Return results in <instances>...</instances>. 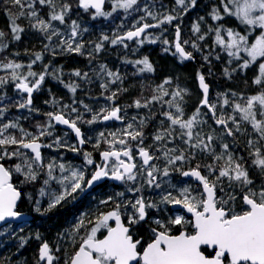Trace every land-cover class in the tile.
I'll list each match as a JSON object with an SVG mask.
<instances>
[{
  "label": "snow or ice",
  "instance_id": "1",
  "mask_svg": "<svg viewBox=\"0 0 264 264\" xmlns=\"http://www.w3.org/2000/svg\"><path fill=\"white\" fill-rule=\"evenodd\" d=\"M14 6L21 9L20 16L27 15L30 19H34L35 23L31 27L39 30L45 34V38L52 41L55 37H59V44L57 47L61 51L69 53H78L83 55L82 49L85 47L84 43L77 42V38L81 35L77 21L72 20L70 24V31L65 33L52 24V21H59L60 24H65V19L71 9V5L64 3L60 6V11L55 10V0H38L39 5H48L51 8L49 18L47 20L39 17L36 9L28 0H12ZM196 0H191L194 5ZM177 5L183 6V11L187 12L189 5L185 0H175ZM105 0H78V6L85 11L94 9L95 16H106L111 13L102 11V6ZM138 4V0H112L113 11L117 9H124L127 12L133 9ZM223 8V14L234 16L239 22L246 26L245 34H241L234 29H223V26H218L210 31L215 32V44L221 47V51L227 53L229 57L228 63H232V58L242 60L238 64L240 69L248 68L254 61L259 64V75L255 77L253 83L261 84L264 82V62H259L258 58H264V0H220ZM175 10V9H174ZM145 16L140 17V21H144L145 17H152L156 21L155 24L137 22L133 25V29L125 32L123 35H116L111 39L112 45L124 44L125 40L136 42L140 45L147 42L155 43L150 36L142 34L146 33L149 28H158L164 23H171L177 16L165 14L162 18L158 17L147 6L143 9ZM211 17L213 20H221L222 15L217 8L212 9ZM203 20V17L200 18ZM255 29L258 35H255L254 40L251 38V31ZM23 31L15 23V18H12V33L13 38L20 39V33ZM86 31V30H85ZM193 33L200 32L199 23H194L192 26ZM223 32H226L227 39L225 40ZM176 38L174 47L176 53L182 60L192 59V53L187 52L180 42L181 29L177 25L175 29ZM4 36L0 32V38ZM204 35H199L198 39L203 40ZM107 35H102L100 42L95 43L94 51L100 52L104 47V42L108 41ZM168 44V40L163 41ZM185 44L188 41H184ZM6 47V45H4ZM127 47V45H125ZM193 48H197L195 42L192 43ZM50 45H45V50H49ZM167 50V49H166ZM247 54V59L240 56V53ZM55 55V52H53ZM91 55V53L89 54ZM34 60L27 65L28 71L25 74L19 72L22 67L20 63L8 61L7 63H0V68L10 70L9 74L0 77V85H5L9 79L15 82V89L20 93H26L27 98H21L16 103L18 109L30 108L32 105V96L34 90H38L43 81L48 75L49 65H44V71L37 73L32 70V65L42 59V54L34 53ZM209 57L205 56L207 60ZM219 59V55L216 57ZM126 63H134L136 65H143L139 68L140 72H151L152 65L149 63L147 57L136 61H125ZM106 66L101 65V70L104 71ZM235 71V69H232ZM225 75H229V70H224ZM105 74L111 78L109 82L120 80L121 77L118 72L106 71ZM72 75L83 79L88 78L87 73H81L75 70ZM99 75V74H98ZM30 77H36L34 82H30ZM59 79V76H55ZM199 85L203 91V98L193 113L187 118H184V110L180 103L175 99L165 101L170 108H175V112L166 111L162 115L166 117L169 122L168 128L158 129L153 136V140L157 143L167 140L169 143L175 140H181L186 149L189 150L186 154L185 149H178L176 147L157 148L164 158L166 165L161 171L154 160L160 157L153 155L148 148L143 146V131L137 130L133 123L129 122L127 125L118 129L116 132H110L107 135L100 132L96 137L95 148H100L101 144H106L108 147L99 152L101 163L97 164L92 159V154L84 153V169L87 166L95 165V170L91 177L88 178L85 170L77 168L72 165L66 166L64 163L50 161L47 165V177L44 184L48 185L50 180H57L62 191L59 194L45 192L44 188L39 190V195L44 197L49 196L48 207L43 211H50L59 205L62 201L76 198V194L86 191L91 188L95 182L102 179H112L123 183L126 186V191L133 193H141L144 187L160 189L161 183L158 181V174L167 177L171 170L178 171L183 177H192L202 186L195 189L196 194H193V189L190 186H185L179 189L178 197L173 196L171 192L162 195L161 203L182 206L187 213L191 214L192 220L188 221L184 215H176L174 219H169L167 223L160 219L154 220L157 225L156 228L151 229L152 239L143 247L142 252L139 246L142 241L134 239L131 234V226L139 224L144 221L147 215V209L155 208L157 205L151 201L145 200L143 195H137L135 200H125L123 203H115V207L107 212L99 213L94 221L89 220L85 214H81L77 223L73 226L72 232L75 234L80 229L85 230V234L81 237L79 247L74 251L65 264H264V185H261L259 190H255L250 185L253 181L249 178L247 169L234 158L233 154L228 151L229 144L220 143L221 152L217 154L214 148V141L218 137L212 134H203L196 131L199 124L207 121L201 118V107L208 109L212 114V118L216 125H221L227 136H233L234 131H241L242 122L251 124L252 129L259 134V139L264 140V119H257V109L260 117H264V92L257 95H251L245 98V103L232 102L234 113L239 115V120L234 115H228L225 118L223 115L217 116V103L209 102V86L205 83L203 75L198 74ZM170 81L165 80L164 84L157 86L154 91L160 92V95H153L150 100L143 103L137 99L134 101L136 108L148 107L153 101H160L164 95L168 93L164 89V85ZM73 93L79 87L78 84L71 83L65 85ZM101 87L108 88L107 83H102ZM126 91V89H124ZM186 90L179 89L173 91L171 95L176 98H183L182 93ZM117 93L112 92L106 97L109 101L115 100ZM223 97L222 108L228 105L230 101L225 94L220 93ZM235 97L236 93H232ZM6 97L0 96V101ZM48 103V101H45ZM55 104L56 100L53 99ZM69 105H64V109H68ZM86 111H91L87 105H84ZM7 107H0V116H4ZM72 113H77L75 119L66 117L64 110L58 112H47L46 124H37V133L34 134L23 128L18 121H9L8 123L0 124V161L11 159L13 157L20 160L19 163L11 167H6L4 163H0V222H7L9 219L18 218L21 214L16 211L17 201L21 193L10 182L12 172L21 173L24 176V181H35L37 179L36 169L44 170L43 157L41 153L42 147H53V144H42L40 142L42 137L52 136L49 129L53 126V122L60 125H65L75 134L80 145L86 143L83 137L81 128L78 122L86 124H94L98 121L118 120L123 121L124 117L120 115L121 108L119 106H112L110 108L103 107L99 112H94L91 119L84 120L83 114L78 112L76 107H71ZM133 120L136 117L132 118ZM231 121L234 127H229L228 122ZM145 121L141 118L140 123ZM163 124V121L161 122ZM177 128L179 131H177ZM10 129L18 130L19 136L11 134ZM133 145L132 142H137ZM62 147H68L72 152H78L80 149L75 145H65L60 137L53 142ZM254 142L250 139L249 145ZM9 146H15L12 151H9ZM29 150L31 156L28 152ZM135 150L139 157L140 163L136 162V157L133 156ZM197 150L201 153L210 155L214 161L211 164L197 163L195 167L188 170L177 168V162H183L190 159H195ZM177 151L179 154H176ZM227 159L223 165H218L220 160ZM249 155L254 156L253 164L259 167L264 173V154L261 153L260 148H256L254 152ZM171 166V168H170ZM59 168L63 174L59 178L53 176V170ZM205 169L207 175L202 174L201 169ZM67 173V174H64ZM211 177V179H210ZM140 179L144 180L143 184H138ZM227 179L228 184L224 181ZM131 182V184L129 183ZM238 187L242 193V211H236L230 205L237 200L235 192H228L226 188ZM217 192L221 195H217ZM116 197L123 198L124 192H117ZM114 201V197L109 196L107 199L100 201V204L107 205ZM37 212H41L40 200L35 201ZM131 206L133 211L131 213L122 212V208L126 209ZM122 215H127L128 226L122 221ZM110 221L115 222V226L110 225ZM174 225L184 228L190 225L191 231L182 230L179 234H172L171 227ZM101 229L106 230V235L103 238H98L97 233ZM6 231V229H5ZM39 239V236L37 235ZM75 242V241H74ZM201 246H206L214 253L213 255H205L201 250ZM56 258L51 253L50 246L44 242L39 247V261H47V264H54ZM38 261V264H39Z\"/></svg>",
  "mask_w": 264,
  "mask_h": 264
},
{
  "label": "rangeland",
  "instance_id": "2",
  "mask_svg": "<svg viewBox=\"0 0 264 264\" xmlns=\"http://www.w3.org/2000/svg\"><path fill=\"white\" fill-rule=\"evenodd\" d=\"M10 1L12 2V0ZM210 1L213 5L212 9L214 7L219 9L222 15V19L218 21L213 20L211 17L212 9L204 8L205 13H202L201 16H199L197 19L193 21V24L199 23L201 35H204L205 37L204 39L208 40L211 44L216 45L215 44V32L210 31V29H215L216 27L221 26V25L223 26V29L231 28V29H234L235 31L240 32L241 34H245L246 32L245 25L241 24L239 20H237L234 16L223 14V8H222V5L220 4V0H210ZM28 2L30 1L28 0ZM64 3H68L70 5V3L67 0H55V10L59 12L60 6ZM139 3H142V6L138 9L139 10L137 11L138 13L137 12L130 13L126 16V18L130 19L131 15L133 14V17L130 19L131 21L129 24H127L121 30L119 28H114V29L109 30L108 28H104L102 26L100 30H95L99 33H97V36H95L94 42H92V40L87 36L88 32H92V29L90 28L89 24L85 23L86 25L80 26L79 25L80 21L77 19V17H75V15H70V11L68 12L66 16L65 24H60L59 21H52V24L55 27L59 28L61 31L67 33L70 31L69 26L71 24V21L72 20L77 21V24L79 25V31L81 32V35L77 38V42L82 41L84 45L88 44L85 49L86 52L89 54L90 53L95 54L97 56V59L99 60L101 59V56H102L101 53L103 50L106 49L110 51V48L112 46L110 41L116 35H121L128 30H132L133 25L136 24L137 22H140V23L155 22L156 23V21L152 19V17H145V18H148V22L140 21V17L145 16V13L143 11L145 6H147L150 11H152L154 14H156L160 18H162L163 15L165 14H171L173 16H177V19H175L171 23H164L160 27L155 28L144 34V35L150 36L153 40H155L156 41L155 43L146 41L144 44L140 45L136 42V40L125 41L121 52L124 57H127L128 59H132V61L140 60V59L147 57L149 60V63L152 66L155 63H160V60L162 59L165 65V68L163 71L160 72V78L158 79L159 82L156 81L157 82L156 86L164 84V81L166 79L170 81L168 84L164 85V89L168 94L164 95L163 99L159 101V104L162 103L163 105L162 113L166 111L175 112V108H170L169 105L165 103V101L175 99L177 103H180L185 113L184 118L187 119L193 113L196 107L199 105L200 100L202 99V93L199 90L197 82H196V78L198 77V74L201 75V73L199 72V70L197 69L195 65L193 64L185 65L184 60H182L179 57V55L176 53L174 49V42L176 38L175 29L177 26V20L179 17H182L186 12L183 11V6L177 5L175 3V0H155L154 2H148V0H138V4ZM185 3L189 5L187 12L192 11V9L195 7V4H196L195 2V4L192 5L191 0H185ZM110 9H113L112 0H110ZM46 10H47L46 15H43L41 12H39L36 9L38 16L42 17L45 20L49 18V13L51 11L50 6H48ZM16 11L19 13L21 9L16 6ZM201 17H203V20L200 19ZM20 19L21 21H23L24 25H26L27 27H29L32 23H35V20L30 19L27 15L20 16ZM0 21H2V23L4 22L5 24L9 26H12L10 19H8V23H7L6 19H3V16L1 17ZM258 34H259L258 31H256L255 29H253L250 33L251 38L253 40L255 38V35H258ZM102 35H107L109 37V40L104 42V47L102 48L100 52H95L94 45L95 43L100 42ZM144 35H142L141 38H143ZM223 36L226 40L227 39L226 32H223ZM165 39L169 41L168 44H165L163 42ZM53 40L55 41L56 45L59 44V37H55ZM128 42H132V43L128 44ZM125 45H127V47H125ZM156 45H159V48L162 49V53H158L154 51L153 55L148 56L146 51L152 52L153 48ZM216 46L220 48L219 45H216ZM240 54H242L243 56H245V58H247L246 53L241 52ZM258 61L264 62V58H258ZM98 64H99L98 66L97 64H94L93 65L94 67L90 69L91 70L96 69V71L99 73V76H100L99 78L101 82L107 81L109 84L110 83L109 81L111 80V78H109L106 74H103L101 70V65H103V63L99 61ZM134 65L138 68V70L140 67L143 66V65H136V64ZM248 68H249L248 75H250V81H251V78L255 79V77L259 75V71H258L259 64L258 62L254 61L252 64L249 65ZM225 77L227 78L229 76L226 75ZM208 83L210 84V82ZM210 85L211 87L214 86L215 88V92L210 93L209 102L217 103L216 115L217 116L223 115L225 118H227L228 115H234L236 119L239 120V115L234 113L233 111L232 102H239L241 104L245 103V98L253 95L251 92L250 86L245 85L241 79H239L235 83H230L229 85H223L220 82V80L215 79V81H213L212 84ZM14 86H15V83H14ZM179 89L186 90L184 93H182V96H183L182 99L180 97L174 98L171 95L173 91H176ZM220 93L225 94L226 98L230 101L228 105H224L222 108L220 107V104H222L223 97L218 95ZM232 93H236V96L234 97ZM157 95L159 96L160 92L157 91ZM103 107H108L107 99H101L98 102V109H101ZM119 107L121 108L120 115L124 117V120L123 121L115 120L110 123H104V125L100 127L93 134H88V135L84 134V139L86 140V143L84 144V146L81 147L82 152H79L80 156L78 155V152H72L66 146L62 147L60 145H56L53 143L57 139V137H60L62 142L65 145H75L76 147H78L77 141L70 135L68 131H65L61 128H58V130H56L57 127L53 125L49 129V131L52 132V136H45V137H42L40 140L42 144H53V147L51 148L42 147L41 148L43 162L45 161L43 163L45 165V168L43 171H41L40 169H36V172L37 173L38 171L40 173L42 172L41 173L42 175L41 174L39 175L38 173L37 179L33 182L30 181L32 182L31 186L34 187V190H28L26 186L23 184L24 182L22 183V181L24 180L23 174L16 173L15 171H13L14 173H16V176H17L15 183L19 186H22L19 188V191L22 195L20 196L17 202V207L18 208L20 207L21 210H17V207H16V210L30 215L31 218L29 221H23L20 223H16L18 225L15 227L11 225L12 223L6 224L4 226H5L6 232L20 235L23 241L26 240L27 243H29L30 241H33L32 243H30L31 249L29 251L26 250V252L19 255L22 257L19 258V261L17 262V264H28V261H29L28 256H34V253L38 255V247L43 242H47L49 244L51 253L56 258L54 260V264H65V261L69 259L71 255L74 253V251L78 248L79 243H80V237L85 231L84 229H80L75 234L71 231L73 226L79 220L81 214H85L89 220L94 221L95 217L99 213L106 212L107 210L113 209L115 207V203H123V201L129 200V199L135 200L137 195H143L146 202L151 201L157 205V207L155 208H149L146 210L147 215L144 221L140 222L139 224L131 226V234L133 235V238L139 239L142 241L141 245L139 246L140 251H142L143 247L146 246V244L149 243L151 239L153 238L151 229L157 227V225L154 223V220L160 219L161 221L167 223V221L170 218L174 219L176 215H184L186 220L191 221L190 216L186 215L182 210H173L172 204L161 203L162 195L166 194L167 192H171L173 196L178 197L179 189L185 186H190L194 190L193 191L194 195L196 194L195 189L201 188L199 184L194 183L191 177H183L180 174V172L174 171V170H171L169 176L167 177H163L158 174V181L161 183L160 189L144 187L141 193H133V192L126 191V186L120 182L115 187H112L111 185L102 186L98 188L95 192H93L91 195L85 198H82L80 200H78V197L80 195V193H78L76 194L75 199L68 198L62 201L59 205H57L52 210L46 211V212L43 211V209H46L48 207L49 196L46 195L44 197H41L39 195V190L41 188H44L45 192L48 193L49 195L51 193L59 194L62 191V188L60 184L58 183V179L50 180L48 185H45L43 183L45 179H48L46 165L50 161H53L52 158L55 159V162L57 163L62 162L66 166L72 165L77 168H81L85 170L86 175L89 178V176L92 174L93 170L95 169V165L87 166V168L84 169V153L85 152L91 153L92 159L95 161V163L97 164L100 163L99 157L95 156V153H94V148H95L94 145L96 144V137L98 136L100 132H104L106 135L110 132H116L118 129L124 128L129 122L133 123L137 130H140V127L143 124L145 125L147 124L148 120L146 118L149 115V111L147 107L136 108L134 106V103H132L130 107H126L123 104L119 105ZM154 109H156V107ZM162 113L160 112L159 115L154 117V120L152 121V124L150 125L151 129L147 131L148 134H146L145 137H143V146L148 148L149 145H153V147L149 149L150 152L153 155L160 157L158 160H154L151 163H155L157 167L161 169V171L166 165V159L164 158L163 154L160 151H157V148H163L166 145L167 148L176 147L178 149H185L187 152L189 151L186 149V146L184 145V143L179 139L175 140L172 143H169L167 140L157 143L153 140V136L156 134L158 129L168 128L169 122L167 121L166 117L162 115ZM201 113H202L201 118L207 122L197 125L195 130L202 132L205 135L210 133L218 137V139L214 141V148L217 154L221 152L220 143L221 142L227 143L229 144L228 151H230L233 154L234 158H237L238 161H240L242 159V156H241L242 148H243V151L250 153V152H254L256 148H260L259 146L264 145V140L259 139V134L252 129V126L250 123L242 122L241 131L239 132L234 131L233 136H227L226 133L224 132L223 126L216 125L214 123L212 114L208 112L207 108L201 107ZM133 117H136V119L133 120L132 119ZM141 118H143L145 121L143 124L140 123ZM149 119L151 120V117ZM257 119H264V117L259 116L258 109H257ZM162 121H163V124H161ZM228 126L234 127L231 121L228 122ZM177 131H179L178 128H177ZM250 139L254 142L252 145L248 144V141ZM68 150L72 152L73 155L76 154L75 156L78 157V160H74L72 158L70 160L69 157H66L65 155L67 154ZM24 151L28 152L29 156L32 155L31 153H29V151L27 150H24ZM57 151L60 152V154L57 155ZM176 154H179V152L177 151ZM133 156L136 157V162L140 163L139 157L137 156L135 150L133 151ZM197 156L198 158L199 157L201 158L200 164L202 165L214 163L210 155L206 153H201L199 152V150H197V154L195 158H197ZM206 157H207V160H205ZM252 158H254V156H252ZM226 159H227V156L225 155L224 159L216 163H218V165H223ZM13 160H14L13 161L14 163H12V165H15L16 163L20 162V160L15 157H13ZM193 163H194L193 159L186 160L183 162H177L176 167L181 168V169L183 168V170H188L191 167H195L193 166ZM245 168L249 172L248 173L249 178L253 181L250 187H252L255 190H259L260 186L264 185V182L257 180L255 177H253V172L249 170V167L246 166ZM201 171L203 174L207 175V172L205 169ZM64 174H67V173H64ZM61 175L63 174L60 172L58 167L53 170V176L59 178ZM175 177H177L178 179H175ZM36 181H37V184H36ZM15 183L12 182L14 187L18 189ZM108 183L110 184L111 182L108 181ZM129 183L131 184V182ZM143 183H144V180L140 179L139 183L133 186H139V184H143ZM224 183L225 185L228 184L227 179H225ZM226 191L235 192V194L238 197L235 203L230 205V207H234L236 211L244 210L242 206V193L240 189L238 187L226 188ZM117 192H124L125 193L124 197L123 198L116 197L115 194ZM29 193L31 194L29 195ZM217 195H221V193L217 192ZM109 196L114 197L113 202H110L107 205L100 204L101 200L107 199V197ZM36 200H40L41 212H37L35 210ZM80 204L82 205V207L79 210H77ZM67 208H69L70 210H68ZM132 211L133 209L131 208L130 205L126 209L122 208V212L131 213ZM122 217H123L125 224L128 225L127 215H122ZM45 218H49L48 220L52 224L55 225V226L53 225L52 229H47L44 231V229L37 226L36 224L37 220L45 219ZM33 219H35L36 221H33ZM55 220H58L60 224L59 223L57 224V222L55 224ZM110 225L112 226V223H110ZM181 230H187L190 232L191 227L190 225H186L184 228L178 225H174L171 227V233L172 232L177 233ZM105 232L106 230L101 229L100 232L97 233V237L98 238L102 237L105 234ZM37 235L39 236V239L37 238ZM34 243L37 245L33 246ZM6 250H8L9 253L13 255H17L18 253L17 249L13 248L12 246H8ZM36 264H38V257H37ZM39 264H44V262H39Z\"/></svg>",
  "mask_w": 264,
  "mask_h": 264
},
{
  "label": "trees",
  "instance_id": "3",
  "mask_svg": "<svg viewBox=\"0 0 264 264\" xmlns=\"http://www.w3.org/2000/svg\"><path fill=\"white\" fill-rule=\"evenodd\" d=\"M29 1L33 4L34 8H36L43 15H46V11H47L46 8H48V5H39L38 0H29ZM67 1L71 5L70 15H75V17H77V19L80 21L79 25L83 26L86 25L85 23L89 24L90 28L92 29V32H88L87 36L92 40V42H94L95 36H97V33H99L95 30H100L102 26L104 28H108L109 30L114 28H119L120 30L123 29L127 24L130 23L131 21L130 19L133 17V14L131 15L130 19L126 18V16L130 13H135L139 11L138 9L142 6V3H139L136 6H134L133 9H129L127 12H125L124 9H117L116 11H113V9H110V0H107L104 7L102 8V11H104L105 13H111V15L94 17L93 14L95 10L89 9L85 11L84 9L78 6V0H67ZM154 1L155 0H151V1L148 0V2H154ZM212 7L213 5L210 0H197L195 7L192 9V11L186 12L182 17H179L177 20V25H179L181 29L180 42L187 52L192 53V57H193V60L184 61V64L195 65L199 70V72L201 73V75H203L204 78H206V80L210 82V84H212V82L215 81V79L220 80V82L223 85H229L230 83H235L239 79H241L245 85L250 86L253 95H257L260 94L261 92H264V82H262L261 84L253 83L254 78H251L250 81V75H248L249 68L240 69L238 67V64L242 63V60L238 58L236 59L232 58V63L229 64L228 63L229 57L224 51H221V47L219 48L218 46L211 44L206 39L199 40L198 36L201 35V31L199 33H193L192 31L193 21L197 19L199 16H201L202 13H205L204 8L212 9ZM2 16L3 19H6L7 23H8V19H10V22L12 23V18L14 17L15 23H17L18 26L23 29V31L20 33V39L16 40L13 38L12 26H9L4 22L2 23V21H0V32L4 33V36L0 38V63H7L8 61L20 63L24 67H22L20 69L21 71L19 70V72L26 75L28 71L27 65L34 60L35 58L34 53L39 52L42 54V59L32 65V70L37 73H40L44 71V65H49L48 68L49 74L46 75V78L43 81L40 88L38 90H34L32 96V105L30 106V108H26V109H18L15 106L16 103L20 101L22 97L25 99L27 98L26 93H20L18 90L14 89L15 82L9 79V82L7 84L0 85V96L6 97V99L0 101V107H7V111L5 112L4 116H0V124L8 123L9 121H18V123L23 128L36 134L37 133L36 125L47 123V117L45 115V113L47 112H58L63 109L66 117L75 119L77 113H72L71 107H76L78 109V112L83 114V119L87 120V119H91V116L94 112L100 111V109H98V102L101 99H106V97L110 95L112 92H116L117 95L115 100L109 101L107 99L109 108L112 106H119L122 104L126 107H130L132 103H134V101H136L137 99H139L143 103L146 100H150L153 95H157V91H154V89L157 88L156 84L158 82V78H160V72L163 71L165 68L162 59L160 60V63H155L152 66L153 70L151 72L145 71L142 73L133 63L125 62V61H132V59H128L127 57H124L122 55L121 50L123 49L124 46L123 44L112 45L110 51L106 49L103 50L101 53L102 54L101 59L98 60L95 54L89 55V53L86 52L85 49L88 44L87 45L85 44V47L82 49L83 55L78 53H69L66 51H61V49L57 47V45L55 44L54 40L52 41L47 40L45 38L44 33L40 32L37 29L32 28L31 25L29 27L24 25L23 21H21L20 19L19 13L16 11V6H14V4L10 2V0L8 1L0 0V19ZM144 21L148 22V18H145ZM184 41H188V43L185 44ZM193 42L196 43L197 48L192 47ZM130 43L132 42H128V44ZM4 45H6V47ZM45 45H50L49 50L47 51L45 50ZM154 51L158 53H162V49L159 48V45H156L153 48L152 52L146 51V53L148 56H151L153 55ZM6 52H8V54ZM53 52H55V55H53ZM58 53L61 55V57L60 55L57 56ZM217 55H219L220 57L219 59L216 58ZM205 56H208L209 58L205 60L204 59ZM240 56L245 58V56H243L242 54H240ZM61 58H63L66 61L64 62V60H62ZM58 60L60 61L58 62ZM99 61H101V63H103L104 66H106L105 70L102 71L103 74H105L106 71L118 72L121 79L115 82H110L109 84L107 81L101 82L99 78L100 76L98 75L99 73L96 71V69L94 70L90 69L94 67L93 66L94 64H97L98 66ZM69 66H71V68H69ZM226 68L229 70V75H228L229 77L227 78L225 77L226 75L224 72ZM232 69H235V71H232ZM75 70H79L82 74L83 72L87 73L88 78L83 79L72 75V73ZM133 71L134 73H132ZM9 72L10 70H5L0 68V77L8 75ZM65 73H69L67 74V77ZM147 73L148 75H146ZM57 75L59 76V79L55 78V76ZM134 75L136 76V78ZM35 79L36 77L29 78L30 82H34ZM135 82L137 83L135 84ZM71 83H75L79 85L78 87L79 89L77 88V90L74 93L70 91L69 88L65 87V85ZM102 83H107L108 88L107 89L102 88L101 87ZM91 84L93 85V88L95 90L92 89ZM89 86L91 87V89H89L90 88ZM85 89L87 91H85ZM88 89L90 92L88 91ZM124 89H126V91H124ZM62 91L64 92V94H62L63 93ZM211 92H215L214 86L211 87ZM53 99L56 100L55 104L52 103ZM45 101H48V103H45ZM64 105H69L71 107H69L68 109H64ZM84 105H87L88 108L91 109V111L90 112L86 111ZM155 107L156 109H154ZM147 109L149 111V115L146 118L148 122L146 125L143 124L140 127V130L143 131V137H145L144 135L147 134V131H149V129L151 128L150 124H152V121L154 120L153 118L157 116V114L159 115V112L163 111V105L162 103L159 104V101H153L152 103L149 104ZM150 117L151 120L149 119ZM103 125L104 123H102L101 121H98L91 125L83 122H78V126L81 128V131L83 132V136L84 134L85 135L93 134ZM56 130H58V128ZM9 132L17 136L20 135L18 130L15 129H10ZM132 143L133 145H135L136 143H138V141ZM14 147L15 146H9L8 150L12 151ZM107 147L108 146L106 144L102 143L100 148L98 149L94 148L95 156H99V152L105 150ZM79 149L80 151H78V155L80 156L79 152H82V150L81 148ZM260 149H261V153L264 154L263 145L260 146ZM58 154H60V152L57 151V155ZM75 155L76 154L73 155L68 150L65 156L72 158L74 160H78V157H76ZM241 155L243 157L238 162L243 164L244 167L246 166L249 167V170L252 171L254 174L253 177L257 176L256 178L257 180L264 182V173H262L259 167L253 164V160L255 159V157L252 158V156L249 155L248 152L243 151V148L241 151ZM193 160H194L193 166H195L196 163L198 162L201 163L200 162L201 160L198 157ZM13 161H14L13 158L11 159L6 158L5 160L0 162L4 163L6 167H11L13 166L12 165V163H14ZM201 170H203V168ZM12 173H13L12 179L13 182L15 183L16 173L15 175L14 172ZM23 184L26 186L27 189L34 190V187L31 186L32 182L26 181ZM15 185L17 184L15 183ZM106 185L107 186L111 185L112 187L116 186V184L114 183L109 184L108 182H105L98 188ZM18 188H20V186ZM98 188L92 190L90 193H88L87 196L91 195ZM81 207L82 205L80 204L77 210H79ZM67 209L70 210L69 208ZM17 210H21L20 207L19 208L17 207ZM48 219L49 218L37 220L36 223L37 226H39L44 230L51 229L54 224H52ZM33 221L36 220L33 219ZM55 222H57V224L58 223L60 224L58 220H55ZM11 225L15 227L18 224L12 223ZM84 232L82 236L85 234ZM31 242L32 241L27 243L26 240L23 241L21 236L18 234L6 232L5 226L0 227V264H17L19 258L22 257L19 255L26 252V250H28L27 245L30 244ZM36 245L37 244H33V246ZM8 246H12L13 248L17 249L18 251L17 255H13L9 253V251L6 250ZM29 248L31 249L30 245ZM36 256H37L36 253H34V256H28L29 257L28 264H36L37 263Z\"/></svg>",
  "mask_w": 264,
  "mask_h": 264
},
{
  "label": "water",
  "instance_id": "4",
  "mask_svg": "<svg viewBox=\"0 0 264 264\" xmlns=\"http://www.w3.org/2000/svg\"><path fill=\"white\" fill-rule=\"evenodd\" d=\"M105 2H106V0H105ZM104 6V5H103ZM102 6V7H103ZM149 24H155V23H149ZM152 29H154V28H149V29H147L146 30V32H148V31H150V30H152ZM145 34V33H144ZM121 35H123V34H121ZM143 35V34H142ZM135 40V39H134ZM125 41H127V40H125ZM191 60H193V57H192V59H185V61H191ZM196 82H197V85H198V88H199V90L201 91V93H202V98H203V91H202V89L200 88V85H199V79H198V77H197V79H196ZM205 83L209 86V98H210V92H211V86H210V84L205 80ZM111 121H114V120H110V121H102L101 120V122H106V123H109V122H111ZM54 123V125L55 126H58V127H60V128H62V129H65V130H68V131H71V129H69L67 126H65V125H60V124H58V123H56V122H53ZM72 132V131H71ZM72 134H73V137L77 140V138L75 137V134L72 132ZM83 134V133H82ZM80 145V144H79ZM29 151V150H28ZM30 152V151H29ZM31 153V152H30ZM99 158H100V160H101V157H100V155H99ZM90 177H91V175H90ZM89 177V178H90ZM107 178H105V179H102V180H100V181H97V182H95L94 183V185L91 187V188H88L86 191H84V192H82L81 194H80V196H79V198H82V197H84L90 190H92V189H94V188H96V187H98L100 184H102L105 180H106ZM112 180V179H111ZM192 180L194 181V183H196V184H199V182L198 181H196L194 178H192ZM114 183H119L118 181H115V180H112ZM10 182H11V180H10ZM200 185V184H199ZM201 186V185H200ZM201 189H202V186H201ZM19 191V190H18ZM19 200V199H18ZM18 202V201H17ZM172 209H174V210H176V209H182V210H184L183 208H182V206H179V205H172ZM107 211H109V210H107ZM106 211V212H107ZM185 211V213H186V215H189V216H191V214L190 213H187L186 212V210H184ZM21 215L18 217V218H15V219H9L6 223L5 222H0V227L1 226H3V225H5V224H7V223H10V222H23V221H29L30 220V218H31V216L30 215H28V214H26V213H24V212H19ZM122 221H123V218H122ZM111 223H113V227L115 226V222L114 221H110ZM109 222V223H110ZM124 222V221H123ZM126 226H128L127 224H125ZM177 234H179V233H177ZM104 235H106V233L104 234ZM174 235H176V234H174ZM100 238H103V236L102 237H100ZM151 242V241H150ZM44 243V242H43ZM43 243H41V244H43ZM41 244H40V246H41ZM147 245V244H146ZM39 246V247H40ZM39 247H38V260H39ZM79 247V246H78ZM201 247H206V246H201ZM207 248V247H206ZM78 249V248H77ZM202 250V249H201ZM209 250H211V249H209ZM203 251V250H202ZM142 252V251H141ZM205 254V253H204ZM214 254V253H213ZM206 255V254H205ZM40 262H44V264H47V261H40Z\"/></svg>",
  "mask_w": 264,
  "mask_h": 264
},
{
  "label": "bare ground",
  "instance_id": "5",
  "mask_svg": "<svg viewBox=\"0 0 264 264\" xmlns=\"http://www.w3.org/2000/svg\"><path fill=\"white\" fill-rule=\"evenodd\" d=\"M7 1H8V0H7ZM10 2H11V1H10ZM12 6H13V5H12ZM14 8H15V7H14ZM29 42H31V41H29ZM40 42H41V41H40ZM43 43H44V42H43ZM35 45H36V44H35ZM38 45H39V44H38ZM34 47H35V46H34ZM28 48H30V47H28ZM31 48H32V47H31ZM27 50H28V49H27ZM30 52H31V51H30ZM30 52H29V53H30ZM57 52H58V51H57ZM6 53L8 54V52H6ZM27 53H28V52H27ZM56 55H57V54H56ZM59 55H60V54L58 53L57 56H59ZM60 57H61V55H60ZM201 57H202V56H201ZM12 59H13V58H12ZM61 59L64 60L63 58H61ZM65 59H66V58H65ZM69 59H70V58H69ZM62 60H61V61H62ZM67 60H68V59H67ZM59 61H60V60H58V62H59ZM65 61H66V60H64V62H65ZM74 61H75V60H74ZM69 63H70V62H69ZM77 63H78V62H77ZM82 64H83V63H82ZM74 65H75V64H74ZM76 66H77V65H76ZM126 66H127V65H126ZM72 67H73V66H72ZM80 67H81V66H80ZM69 68H71V66H69ZM69 68H68V69H69ZM76 68H77V67H76ZM119 68H120V67H119ZM62 69H63V67H62ZM122 69H123V68H122ZM129 69H130V68H129ZM129 69H127V70H129ZM134 69H135V68H134ZM160 69H161V68H160ZM64 70H67V69H64ZM127 70H126V72H127ZM132 70H133V68H132ZM122 71H123V70H122ZM205 71H206V70H205ZM129 72H130V71H129ZM60 73H61V72H60ZM83 73H84V72H83ZM132 73H134V71H133ZM142 73H143V72H142ZM65 74H66V77H67V74H69V73H65ZM138 74H139V73H138ZM149 74H151V73H149ZM124 75H125V74H124ZM136 75H137V74H136ZM146 75H148V73H147ZM57 76H58V75H57ZM134 76H135V75H134ZM130 77H131V76H130ZM130 77H129V78H130ZM72 78H73V77H72ZM135 78H136V76H135ZM149 78H150V77H149ZM94 79H95V78H94ZM130 79H131V78H130ZM132 79H133V78H132ZM158 79H159V78H158ZM189 79H190V78H189ZM90 80H91V79H90ZM137 80H138V79H137ZM143 80H144V79H143ZM81 81H83V80H81ZM134 81H135V80H134ZM47 82H48V81H47ZM87 82H88V81H87ZM144 82H145V81H144ZM158 82H159V81H158ZM52 83H53V82H52ZM82 83H83V82H82ZM90 83H91V81H90ZM97 83H98V82H97ZM125 83H126V82H125ZM129 83H130V82H129ZM136 83H137V82H135V84H136ZM84 84H85V83H84ZM64 85H65V84H64ZM87 85H88V83H87ZM91 85H92V84H91ZM97 85H98V84H97ZM82 86H83V85H82ZM84 86H85V85H84ZM89 87H90V86H89ZM91 87H92L93 90H95V89L93 88V85H92ZM91 87H90L89 89H91ZM61 88H62V87H61ZM78 89H79V88H78ZM89 89H88V91H89ZM93 90H92V91H93ZM97 90H98V89H97ZM85 91H87V90L85 89ZM85 91H83V92H85ZM62 92H63V91H62ZM62 92H61V93H62ZM89 92H90V91H89ZM61 93H60V94H61ZM100 93H101V92H100ZM60 94H59V95H60ZM62 94H64V92H63ZM80 94H81V93H80ZM65 95H66V94H65ZM77 95H79V94H77ZM77 95H76V96H77ZM63 97H64V95H63ZM78 97H79V96H78ZM132 99H133V98H132ZM130 102H131V101H130ZM126 103H129V102H126ZM130 105H131V104H130ZM161 113H162V112H161ZM159 114H160V112H159ZM157 115H158V114H157ZM160 116H161V115H160ZM153 119H154V118H153ZM150 125H151V124H150ZM150 129H151V128H150ZM150 129H149V130H150ZM147 134H148V133H147ZM145 135H146V134H145ZM145 135H144V136H145ZM259 147H260V146H259ZM263 147H264V145H263ZM253 149H254V148H253ZM262 150H263V149H262ZM65 152H66V150H65ZM186 152H187V151H186ZM71 153H72V152H71ZM241 156H242V155H241ZM197 157H198V156H197ZM242 157H243V156H242ZM64 158H66V157H64ZM75 158H76V157H75ZM199 158H200V157H199ZM58 159H59V158H58ZM52 160H53V158H52ZM70 160H71V158H70ZM200 160H201V158H200ZM205 160H207V157L205 158ZM49 161H50V160H49ZM44 162H45V161H44ZM44 162H43V163H44ZM73 162H74V161H73ZM78 162H79V161H78ZM203 162H204V161H203ZM46 163H47V162H46ZM247 164H248V163H247ZM185 168H186V167H185ZM182 169H183V168H182ZM42 171H43V170H42ZM38 173H39V175H40L42 172L40 173V172L38 171ZM38 173H37V175H38ZM12 174H13V173H12ZM14 175H15V173H14ZM41 175H42V174H41ZM253 175H254V174H253ZM19 176H20V175H19ZM19 176H18V177H19ZM259 176H260V175H259ZM261 176H262V175H261ZM21 178H22V177H21ZM41 178H42V177H41ZM179 178H180V177H179ZM255 178H257V176H256ZM16 179H17V178H16ZM23 179H24V178H23ZM23 179H22V180H23ZM175 179H178V178L175 177ZM23 181H24V180H23ZM39 181H40V180H39ZM17 182H18V181H17ZM32 182H33V181H32ZM19 183H20V182H19ZM19 183H18V184H19ZM259 183H260V182H259ZM36 184H37V181H36ZM36 184H35V185H36ZM40 184H41V183H40ZM22 185H23V184H22ZM16 186H18V185H16ZM253 186H254V185H253ZM18 187H19V186H18ZM20 187H22V186H20ZM18 190H19V188H18ZM28 190H29V189H28ZM32 192H33V191H32ZM36 193H38V192H36ZM23 194H24V193H23ZM30 194H31V193H29V195H30ZM21 195H22V194H21ZM36 195H37V194H36ZM70 201H71V200H70ZM63 205H65V204H63ZM55 223H56V222H55ZM54 226H55V225H54ZM51 229H52V228H51ZM45 230H46V229H45ZM45 230H44V231H45ZM140 231H141V230H140ZM47 237H48V236H47ZM35 239H36V238H35ZM55 239H56V238H55ZM32 242H33V241H32ZM32 242H31V243H32ZM53 243H54V242H53ZM34 244H35V243H34ZM29 245H30V244L27 245V247H28L27 249H28V250L30 249V248H29ZM33 248H35V247H33ZM31 253H32V252H31ZM29 255H30V253H29ZM31 261H32V260H31ZM31 261H30V262H31ZM28 263H29V261H28ZM31 263H32V262H31Z\"/></svg>",
  "mask_w": 264,
  "mask_h": 264
},
{
  "label": "flooded vegetation",
  "instance_id": "6",
  "mask_svg": "<svg viewBox=\"0 0 264 264\" xmlns=\"http://www.w3.org/2000/svg\"><path fill=\"white\" fill-rule=\"evenodd\" d=\"M77 146H78V148H81L82 146H84V144L83 145H79V143L77 144ZM17 177V176H16ZM11 182H13L12 181V175H11ZM183 211V210H182ZM184 212V211H183ZM185 213V212H184ZM189 216V215H188ZM190 218H191V220H192V217L190 216ZM180 232V231H179ZM179 232H177V233H179ZM173 234H177V233H174V232H172ZM205 254L206 255H213V252L211 251V250H208V249H205Z\"/></svg>",
  "mask_w": 264,
  "mask_h": 264
}]
</instances>
